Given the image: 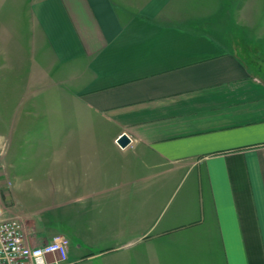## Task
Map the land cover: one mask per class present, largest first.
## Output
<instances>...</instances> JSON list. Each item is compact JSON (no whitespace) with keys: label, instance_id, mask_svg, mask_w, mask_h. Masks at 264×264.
<instances>
[{"label":"crops","instance_id":"crops-1","mask_svg":"<svg viewBox=\"0 0 264 264\" xmlns=\"http://www.w3.org/2000/svg\"><path fill=\"white\" fill-rule=\"evenodd\" d=\"M53 208L69 258L264 264V0H0V214Z\"/></svg>","mask_w":264,"mask_h":264},{"label":"rangeland","instance_id":"rangeland-1","mask_svg":"<svg viewBox=\"0 0 264 264\" xmlns=\"http://www.w3.org/2000/svg\"><path fill=\"white\" fill-rule=\"evenodd\" d=\"M12 21V20H10ZM29 64H27L26 61L23 62V72L27 71ZM24 75H22V78H24ZM38 167H40L42 164H37ZM29 187H27V191H24V194L14 196L13 198V207L12 210H14L17 213H20L22 216H28L31 215V219L37 220L39 222L40 214L39 212H36L37 210L41 209L42 207H47L51 205L52 203H46V200L44 196L37 194V193H30ZM58 200V199H55ZM70 214V212H67ZM67 213L62 211L61 208L57 209H49L43 211L41 215V224L45 226L46 229L52 230L57 233H62L61 231L64 230L65 226H67L69 223L73 221ZM104 213V212H103ZM98 211H91V212H82L81 218L77 219L76 221H79L78 224L81 226V230L83 231V235L85 238L93 237L91 233H93V223L100 219L101 214H103ZM30 217V216H29ZM124 218V214H123ZM113 219V218H112ZM117 221H124L121 218H117ZM70 237V236H69ZM72 245H76V241L74 238H69ZM44 241V244L46 243ZM81 243V254L78 258H69L68 264H126V249L123 247H116L114 245H118L113 242H107L108 244H105L104 242H80ZM109 246V247H107ZM107 248V249H106ZM102 249H106L105 251H101Z\"/></svg>","mask_w":264,"mask_h":264},{"label":"built area","instance_id":"built-area-1","mask_svg":"<svg viewBox=\"0 0 264 264\" xmlns=\"http://www.w3.org/2000/svg\"><path fill=\"white\" fill-rule=\"evenodd\" d=\"M69 247V239L63 234L32 245L17 217L0 214V264H68Z\"/></svg>","mask_w":264,"mask_h":264},{"label":"water","instance_id":"water-1","mask_svg":"<svg viewBox=\"0 0 264 264\" xmlns=\"http://www.w3.org/2000/svg\"><path fill=\"white\" fill-rule=\"evenodd\" d=\"M130 141V138L127 134L125 133H122L118 139H117V143L121 146V147H124L126 146Z\"/></svg>","mask_w":264,"mask_h":264}]
</instances>
